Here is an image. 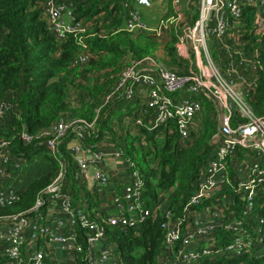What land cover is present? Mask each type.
<instances>
[{
  "label": "trees",
  "instance_id": "trees-1",
  "mask_svg": "<svg viewBox=\"0 0 264 264\" xmlns=\"http://www.w3.org/2000/svg\"><path fill=\"white\" fill-rule=\"evenodd\" d=\"M47 1L0 0V106L8 103L6 115L0 116V145L5 143L8 153L7 160L0 157V186L17 194L13 201L0 204V219L27 211L37 194L56 176L59 161L49 149L48 140L62 122L71 126L59 139L58 156L69 162L66 189L75 206L92 212L103 204V194L76 179L67 147L68 141L76 137L72 124L90 123L93 127L86 132L81 145L101 146V139H111V148L122 149L133 162L130 169L142 173L146 205L154 208L163 204L174 220L181 219L215 147L214 140L220 131L217 108L210 100L199 115V129L194 130L193 125L188 139H182L174 120L156 126V113L148 106L147 97L128 99L119 88L124 72L146 57L171 65L173 70L182 67L175 45L176 32L172 29L164 39L148 32H130L125 26L131 9L124 6V0H58L72 9L76 27V31L58 40L48 21ZM172 1L169 0L170 5ZM172 14L174 9L170 7L169 15ZM255 19L253 9L247 8L241 29L243 38L259 48L260 64L247 72L246 84L240 89L254 115L264 117V27H256ZM81 55L88 56L84 63H79ZM187 73L184 67L178 75ZM198 98L209 100L202 95ZM129 118L130 126L126 127ZM246 122L248 118L237 116L233 126ZM244 157L248 162L259 160L264 170V154L237 145L234 161L227 165L225 192L232 197L224 201L226 218L231 209L239 211L243 206L236 185L237 167ZM114 183L111 188L122 186L121 180ZM255 201V210L264 216L263 187L258 188ZM164 222L163 215L156 211L131 227L105 223L110 237L107 243H116L120 251L116 264H188L168 256ZM77 230L84 250L68 264H88L84 229ZM218 237L220 243L230 242L224 230H219ZM5 260L8 259L0 256V264ZM192 264H264V254L206 257Z\"/></svg>",
  "mask_w": 264,
  "mask_h": 264
},
{
  "label": "built area",
  "instance_id": "built-area-1",
  "mask_svg": "<svg viewBox=\"0 0 264 264\" xmlns=\"http://www.w3.org/2000/svg\"><path fill=\"white\" fill-rule=\"evenodd\" d=\"M155 1L137 0L145 6ZM172 3L175 14L160 19L153 27L138 9L129 5V0H124V6L131 9L125 27L133 33H152L159 39L174 29L177 54L183 62L181 72L186 67L188 73L178 75L164 62L146 57L124 72L119 88L128 99L145 90L148 106L156 113V126L174 120L182 139H188L192 123L203 110L196 94L202 93L216 106L220 131L214 140L213 153L185 204L184 216L174 220L163 204L154 208L146 205L142 194L145 179L139 170L130 169L133 162L122 149H108L96 143L82 146L86 132L93 127L90 123L72 124L76 137L68 141L67 147L72 154L76 179L103 194V204L92 212L84 206H75L72 194L66 189L69 162L58 156L59 139L71 126L62 122L48 140L49 149L59 161L56 176L37 194L27 211L7 220L0 219V256L10 260H7L9 264H68L84 250L77 227L84 229L88 264H116L113 246L107 243L110 237L105 223L131 227L149 219L156 211L165 218L162 228L166 232L168 256H175L180 262L192 264L200 258L233 257L245 252L264 254V216L255 210L258 188H264V170L259 160L248 162L244 157L237 167L236 190L242 194L241 209H231L226 218L224 206L231 196L225 192L227 165L234 161L237 145L264 154V117L254 115L240 89L246 84L247 72L260 64L259 48L243 38V14L252 8L255 26L264 27V0H196L194 3L190 0L184 11L179 9V0ZM47 6L48 21L58 40L76 31L75 16L66 3L48 0ZM195 13L196 19L192 21ZM210 39L217 47L216 54L214 49L213 54L210 52ZM87 57L81 55L79 63H84ZM183 88L191 95H176ZM7 106L8 103L0 106L1 117L6 115ZM237 116L248 118V122L234 127ZM25 138L31 141L28 136ZM6 147L5 143L0 145V157L7 160ZM116 180H121L120 189L111 188ZM16 197L14 190L0 186V204ZM219 230L228 233L230 242L220 243Z\"/></svg>",
  "mask_w": 264,
  "mask_h": 264
},
{
  "label": "rangeland",
  "instance_id": "rangeland-1",
  "mask_svg": "<svg viewBox=\"0 0 264 264\" xmlns=\"http://www.w3.org/2000/svg\"><path fill=\"white\" fill-rule=\"evenodd\" d=\"M190 0H179V9H181V10H185L186 9V7H187V5H188V2H189ZM166 3H168L167 4V8H168V10H165L164 12H163V10L160 8V6H157V7H155V8H152L150 11V14L152 15H155L157 18H155L151 23L149 22V21H147L144 17V20H146L149 24H153V25H157L158 24V22L160 21V19H166V18H168L169 17V11H170V6H169V2L168 1H165ZM130 4H133L135 7L137 6V5H139L138 4V2H137V0H129V5ZM173 8H174V6H173ZM136 9H137V7H136ZM158 10H160L161 11V13L159 14L158 13ZM144 16H146V14H143ZM171 18V17H170ZM209 45H210V52L212 53V51H213V49H214V43H213V39H210L209 40ZM213 54V53H212ZM170 67H171V65H169ZM181 70H183V67H177L176 68V71L177 72H180ZM141 92H145V90H142L141 89ZM191 95V93L190 92H188L187 91V88H183V89H181L180 91H178V93L176 94V95ZM137 95H139L140 96V98H142V99H146V98H144L141 94H140V90L138 91V94ZM200 95H202L204 98H206L202 93H198V94H196V97L198 98ZM199 99V98H198ZM200 100V102H201V104H202V107H203V109H205L206 107H208L209 105V103H211L210 102V100H205V99H199ZM216 108V107H215ZM202 112V111H201ZM200 112V113H201ZM200 113L196 116V118H195V120H194V122L192 123V125H191V127L193 126V129L194 130H198L199 129V127H200V119H199V115H200ZM218 118V115H216V119ZM129 122V123H128ZM130 122H131V118H129V119H127L126 120V123L127 124H125L126 125V127H129L130 126ZM74 141V140H73ZM103 144V146H105L106 148H108V149H113V148H111L112 146H114L113 145V142L111 141V139H109L108 137L107 138H105V139H101V145ZM109 164H111V165H113V163H109ZM107 202H109V200H107ZM112 246H113V250H114V254H115V258L117 259L118 258V254H119V249H118V246H117V244L116 243H112ZM60 255H62V253L60 254ZM63 257V256H62ZM8 261H10V260H8ZM4 264H8V262L5 260L4 262H3Z\"/></svg>",
  "mask_w": 264,
  "mask_h": 264
},
{
  "label": "crops",
  "instance_id": "crops-1",
  "mask_svg": "<svg viewBox=\"0 0 264 264\" xmlns=\"http://www.w3.org/2000/svg\"><path fill=\"white\" fill-rule=\"evenodd\" d=\"M165 1H168L169 2V0H157V1H155V2H153L150 6H145V5H143V4H140V3H138L139 5H137L136 7H137V9L141 12V14H142V16L147 20V21H149L150 23L155 19V18H157L155 15H151L150 14V10L152 9V8H155V7H157V6H160V8L163 10V12L165 11V10H168V8L166 7L167 6V4L168 3H166ZM133 5V4H132ZM169 6L170 7H172L173 8V3H172V5H170L169 4ZM133 7H135L134 5H133ZM135 7V8H136ZM174 9V8H173ZM158 13L160 14L161 13V11L160 10H158ZM169 13V12H168ZM143 14H146V16H144ZM174 14H175V9H174ZM174 14H172V15H174ZM169 16H171V15H169ZM149 24V23H148ZM150 26H155V25H153V24H149ZM161 53L163 54V53H165V51H162L161 50ZM140 94L144 97V98H146L147 97V94H146V92H140ZM139 96V95H138ZM140 97V96H139ZM142 99V98H141ZM142 100H144V99H142ZM103 146V145H102ZM104 148H106L105 146H103ZM108 199V198H107ZM9 264V263H8Z\"/></svg>",
  "mask_w": 264,
  "mask_h": 264
}]
</instances>
